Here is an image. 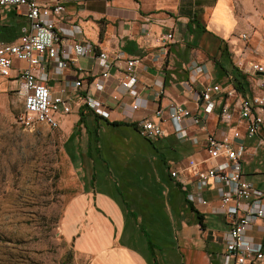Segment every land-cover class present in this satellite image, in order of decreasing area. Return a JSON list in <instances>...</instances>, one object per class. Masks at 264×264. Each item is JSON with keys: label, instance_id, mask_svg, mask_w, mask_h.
<instances>
[{"label": "crops", "instance_id": "crops-1", "mask_svg": "<svg viewBox=\"0 0 264 264\" xmlns=\"http://www.w3.org/2000/svg\"><path fill=\"white\" fill-rule=\"evenodd\" d=\"M253 2L256 0L64 1V11L54 18L57 23L77 26L80 36L97 52H120L139 59V97L145 107L128 118L131 99L117 86L120 70L111 68V86L103 94L110 109L106 120L119 124L112 126L88 109L83 96L89 94L98 99L93 95L94 69L90 59L77 58L56 78L48 72L38 73L54 93L58 92L60 81H82V87L69 95L75 114L69 115L71 108L69 114L58 115L59 127L70 134L66 143L69 150L75 151L71 157H78L81 171L80 190L65 204L60 229L68 246L86 264H222L223 237L231 221L207 212L218 202L221 187L210 181L197 189L188 182L194 179L188 169L181 171L189 160L206 159V133L225 129L231 134L236 117L229 123L220 119L221 107L233 104L226 91L232 90L238 97L260 94L256 77L237 68L247 82L245 90L239 91L231 76L221 69H229V60L236 67L235 59L238 63L249 57L240 35L247 22L257 21ZM25 26L27 20L16 8L0 7L4 43L17 42ZM167 34L172 35L171 39L162 40ZM196 67L202 69V74L195 73ZM15 75L13 68L10 78H1L16 81V89ZM185 82L191 84L189 89ZM206 85H218L222 91L214 95L212 113L204 115L197 93ZM170 104H179L203 118L200 125L181 123L188 138L175 137L176 126L167 119ZM157 109L163 113V136L157 140L101 142V126L116 131L131 127L139 135L135 122ZM81 113L84 124L78 123ZM88 133H96L97 140L89 141ZM260 140L264 141V124L258 136L240 142L245 147V177L264 192V143L259 144ZM103 150L130 151L128 158L117 163L119 183L114 184L115 179L107 176L108 165L98 159ZM210 164L206 161L205 166ZM130 171L134 175L127 174ZM172 171L179 173L177 178H171ZM180 182L187 183L197 201L202 198L208 205L189 203ZM251 224L246 237L264 245V218L254 219Z\"/></svg>", "mask_w": 264, "mask_h": 264}, {"label": "built area", "instance_id": "built-area-1", "mask_svg": "<svg viewBox=\"0 0 264 264\" xmlns=\"http://www.w3.org/2000/svg\"><path fill=\"white\" fill-rule=\"evenodd\" d=\"M64 1L0 0V7L13 6L27 20V26L22 28L15 43L3 42L0 27V77L10 78L14 61L26 64L16 68L15 78L18 85L13 92L22 102V108L16 117L17 123L28 131L42 125L49 129L59 127L58 115L70 113L69 95L82 87V81H60L59 90L54 93L40 80L38 73L42 75L48 72L56 78L77 58L93 61V95L98 99L87 94L83 96L84 105L95 114L105 119L108 117L110 109L104 103L103 94L111 86L110 69H119L120 77L116 83L124 95L131 99L127 105L130 110L127 116L131 119L135 111L145 108L139 97L142 89L139 59L125 57L120 52H97L92 44L80 36L81 31L77 26L57 23L54 18L64 11ZM171 36L164 35L162 40H169ZM240 39L247 40L248 37L241 34ZM237 64L239 70L256 77L260 94L238 97L234 95V91H226L233 104H224L221 107L220 119L229 123L236 117L231 134L225 129L206 133V159L201 162L189 160L187 168L181 172L185 173L188 169L187 173H191L194 178L188 182H192L197 189L206 187L210 181L221 187L218 202L214 209H208L207 212L229 218L231 221L223 237L225 251L222 264H264V245L246 237L252 227V221L264 218V192L245 177L242 164L245 147L240 142L243 138L252 139L258 136L264 124V67L253 62ZM194 71L202 74L200 67H196ZM190 85L189 82L184 83L188 89ZM156 91L161 94V89ZM221 91L218 85H206L197 93V100L202 105L200 109L204 115L212 113L214 95ZM112 98L116 99L114 96ZM167 119L176 126L174 135L177 139L188 138L186 130L181 127L182 122L189 121L193 125L203 122L199 114L179 104L168 106ZM162 120L163 113L157 109L136 121L135 128L143 139L154 141L163 136ZM263 143L264 141L260 140L259 144ZM206 161L211 164L205 166ZM178 174L177 171H172L170 176L175 179ZM180 183L189 203L208 205L202 198L198 201L195 199L194 194L188 191L187 183Z\"/></svg>", "mask_w": 264, "mask_h": 264}, {"label": "rangeland", "instance_id": "rangeland-1", "mask_svg": "<svg viewBox=\"0 0 264 264\" xmlns=\"http://www.w3.org/2000/svg\"><path fill=\"white\" fill-rule=\"evenodd\" d=\"M253 9L257 21L247 22L242 34L248 39H240L249 52L242 63L264 67V0L253 2ZM15 87L16 81L0 77V264H86L60 229L63 208L79 192L81 182L78 157H71L75 151L66 143L70 134L43 125L33 131L23 129L16 121L22 102L12 92ZM73 107L69 115L75 114ZM100 129L101 142L143 140L131 127ZM100 153L98 159L108 165L107 176L119 183L117 165L130 151Z\"/></svg>", "mask_w": 264, "mask_h": 264}, {"label": "trees", "instance_id": "trees-1", "mask_svg": "<svg viewBox=\"0 0 264 264\" xmlns=\"http://www.w3.org/2000/svg\"><path fill=\"white\" fill-rule=\"evenodd\" d=\"M221 53H222L221 55H223V51ZM225 57L226 58L228 57L227 53H226ZM228 62H229V69L226 70V68H223V67H221V69L223 70L224 74H226V76L227 75L231 76V80L233 82L234 88H236L239 91H244L245 90V86L247 84V82L245 80V76L243 74H241V72H239L237 67L232 65L230 60ZM226 71H228V72H226ZM84 121H85V118L83 117V114L81 113L78 123L84 124ZM105 121H106V123H108V124H110L112 126H117L119 124L117 122H108L106 119H105ZM88 140L89 141H96L97 140L96 133H93L92 135L90 133H88Z\"/></svg>", "mask_w": 264, "mask_h": 264}]
</instances>
